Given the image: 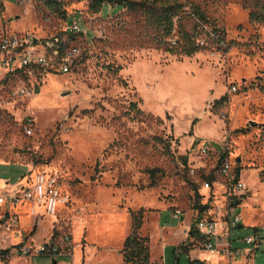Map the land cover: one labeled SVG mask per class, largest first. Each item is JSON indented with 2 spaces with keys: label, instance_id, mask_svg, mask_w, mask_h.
I'll return each mask as SVG.
<instances>
[{
  "label": "rangeland",
  "instance_id": "rangeland-1",
  "mask_svg": "<svg viewBox=\"0 0 264 264\" xmlns=\"http://www.w3.org/2000/svg\"><path fill=\"white\" fill-rule=\"evenodd\" d=\"M58 1L57 10L48 0H0V33L58 37L80 50L68 74L0 70V196L19 178L27 187L38 175L56 180L63 203L38 226L71 238L73 249L58 264H130L123 246L139 211L148 264L216 261L191 228L196 207L206 203L202 218L240 219L231 232L240 254L218 264H264V242H237L264 233V21L249 18L264 0H188L222 41L190 58L131 44L117 26L130 19L124 10L106 5L90 13L86 0ZM74 22L80 32L64 33ZM132 103L143 116L126 114ZM203 143L208 158L199 153ZM223 149L236 164L228 180L212 172ZM211 178L208 190L203 182ZM237 179L243 193L220 185ZM25 203L0 205V219L15 220L9 230L0 223V247L9 248L11 236L33 245L35 209L28 219L14 211ZM20 248L0 264H52L25 258Z\"/></svg>",
  "mask_w": 264,
  "mask_h": 264
},
{
  "label": "built area",
  "instance_id": "built-area-1",
  "mask_svg": "<svg viewBox=\"0 0 264 264\" xmlns=\"http://www.w3.org/2000/svg\"><path fill=\"white\" fill-rule=\"evenodd\" d=\"M79 32V27L75 22L67 23L64 29V33L71 35ZM79 55L80 50L77 47H67L66 41H61L58 37L49 41H39L30 34L0 33V70H4L6 74L26 71L32 73L35 69L45 73L68 74L71 73L74 60ZM27 133L29 134L30 131H27ZM223 150V153L219 154L217 165L212 172L215 178L228 180L231 178L236 164L230 161V154L227 153V150ZM199 153L203 158H208L211 155L207 145L204 143L200 145ZM212 183L206 180L203 182V187L209 190ZM220 185L233 194L243 193L246 190V186L240 183L238 179ZM58 198L56 180L51 177L38 175L32 185L25 188L20 195L9 196L5 194L0 196V205L6 202H10L12 205H16L17 202H26L33 210L36 207H41L44 209L45 216L52 217L55 215L57 203L59 202ZM173 218L180 220L181 214L176 212ZM6 221L4 218L2 222L5 223L6 229L9 230L15 224V220ZM239 225L240 219L236 215H227L219 218V220L197 217L194 222V237L199 240L204 250L216 254L221 260L227 258L231 261L240 254V250L234 247L231 240V232L238 229ZM237 242H244L246 245L262 244L264 242V233L256 231L254 238L237 239ZM72 249L69 235H60L54 236L50 243L23 245L19 252L25 258L42 256L58 263V259H62L63 255L71 253ZM248 251L250 252V250ZM3 257L1 250L0 258Z\"/></svg>",
  "mask_w": 264,
  "mask_h": 264
},
{
  "label": "trees",
  "instance_id": "trees-1",
  "mask_svg": "<svg viewBox=\"0 0 264 264\" xmlns=\"http://www.w3.org/2000/svg\"><path fill=\"white\" fill-rule=\"evenodd\" d=\"M90 13L99 12L110 5L115 10H124L130 19L119 21V31L131 44L163 51L169 55L190 58L213 46H219L220 30L216 24L194 1L188 0H86ZM255 2V1H254ZM49 8L60 7L58 0H48ZM255 10L249 15L250 22H263L264 9L254 3ZM259 5V6H258ZM143 116L136 103H132L126 114ZM238 175V171L236 170ZM209 181L213 182V178ZM209 209L208 203L198 205L197 217H202ZM196 217V219H197ZM143 212L132 213L133 233L125 240L123 246L124 262L130 264H148V239L140 237L138 232L142 225ZM194 223L191 228L193 230ZM191 230V232H192ZM9 251H2L6 256ZM190 264H204L194 260Z\"/></svg>",
  "mask_w": 264,
  "mask_h": 264
},
{
  "label": "crops",
  "instance_id": "crops-1",
  "mask_svg": "<svg viewBox=\"0 0 264 264\" xmlns=\"http://www.w3.org/2000/svg\"><path fill=\"white\" fill-rule=\"evenodd\" d=\"M229 158H230V156H229ZM4 185H5L4 183H0V190L3 189ZM6 186H7L8 191H9L6 194L9 195V196H12V194H13V196H15V195H17V193L22 192L25 188H27L28 184H27V182H26L25 179L23 180L22 178L21 179L19 178L13 184H9V182H6ZM38 208L41 209L40 212L38 211ZM14 211H15V214L20 215V217L24 216V217H26L28 219L29 216L31 215V213L33 212V209L30 207V205L28 203H25L24 205L18 207L17 209H14ZM6 215H7V213H5L1 217L0 223H2V221H3V219L5 218ZM44 217H45L44 209L41 208V207H36L35 208V213H34V220H35V222L33 224H29V225H31L33 227L32 233L34 232L35 228H36V230H35V234L30 236V241H28V243L34 244L36 242V237H37V235H39V233H41L43 235V237H42V241L40 240L37 244L50 243L53 240L54 235H53V233L49 234L47 232L48 230H46V227H47L46 225L38 226V224L41 223V222H42L41 224H43V218ZM21 242H22V239L20 237H18V236H16V237L11 236V241H10V245H9L10 247L9 248L0 247V251L1 250L2 251H6V250L7 251H10V248H12V247L14 248V246L18 247V246L25 245V243H21ZM198 255H199V253H198ZM209 256H211V257H217L218 259L220 258L218 256H213L210 253H209ZM199 260H202V259L199 257L198 261ZM202 261L203 262H211L212 264H215V263H218L219 262L217 259H216V261H204V260H202ZM54 262L56 264L59 263V261H58V263L56 261H52V264Z\"/></svg>",
  "mask_w": 264,
  "mask_h": 264
},
{
  "label": "bare ground",
  "instance_id": "bare-ground-1",
  "mask_svg": "<svg viewBox=\"0 0 264 264\" xmlns=\"http://www.w3.org/2000/svg\"><path fill=\"white\" fill-rule=\"evenodd\" d=\"M63 200H62V198H61V200L57 203V206L59 207L63 202H62ZM211 255H213V256H217L216 254H213V253H210ZM221 260V258H219L218 259V261H220Z\"/></svg>",
  "mask_w": 264,
  "mask_h": 264
},
{
  "label": "water",
  "instance_id": "water-1",
  "mask_svg": "<svg viewBox=\"0 0 264 264\" xmlns=\"http://www.w3.org/2000/svg\"><path fill=\"white\" fill-rule=\"evenodd\" d=\"M236 163H239V159L236 161ZM241 227V225H239V228ZM53 264H56L55 262Z\"/></svg>",
  "mask_w": 264,
  "mask_h": 264
}]
</instances>
